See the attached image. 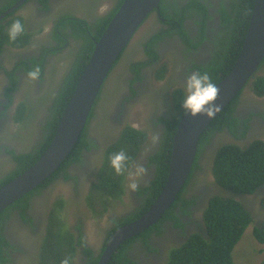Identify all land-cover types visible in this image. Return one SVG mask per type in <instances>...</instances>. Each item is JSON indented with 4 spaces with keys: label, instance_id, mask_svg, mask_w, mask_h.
<instances>
[{
    "label": "flooded vegetation",
    "instance_id": "1",
    "mask_svg": "<svg viewBox=\"0 0 264 264\" xmlns=\"http://www.w3.org/2000/svg\"><path fill=\"white\" fill-rule=\"evenodd\" d=\"M19 1L0 0V15ZM44 1L26 0L0 20V24L7 25L12 18L20 16L26 26L35 30L29 31L33 34V42L23 47L6 44L0 52V180L19 168L15 155L28 153L43 142L45 126L51 115L49 108L59 86L71 71L74 57L59 82L52 81L56 61L59 62L63 54L70 49L78 48L73 37L59 45V41L53 36L56 20L63 12L78 17L84 15L90 22L103 15L96 11L101 0ZM200 1L205 2L208 7L207 16L203 17L201 13L191 11L193 14L188 12L183 20L191 43L185 42L178 34L164 35L155 42L159 57L151 63L138 66L140 62L150 60L143 43L154 31L169 28L167 19L160 16L162 19L156 18L151 25L153 32L147 34L139 43H130L124 50L126 57L123 55L125 59L120 65L121 68L114 73L116 65L122 59L110 71L92 109L93 115L88 118L86 141L89 148L84 146L80 159L68 162L57 177L28 198L24 216L21 215V209L15 207L14 202L6 207L7 214L0 220L1 234L4 236V241L0 244V255L5 257L2 264H40V254L42 251L45 253L42 239L50 214L48 206L57 199L63 200L59 206L62 208L61 220L66 222L64 227L74 233L76 249L73 255L76 264H86L89 260L84 245L91 249L94 257L102 254L106 239L117 229L119 216H125L127 212L144 205L145 199L150 195V190L146 189L156 177L155 158L163 149V135L167 130L165 121L180 115L182 111L178 102L184 97L185 75L206 68L217 55L216 51L221 50L226 35L220 10L222 5L229 7L232 0ZM116 2L118 0H115L114 5ZM176 2L181 8L186 4V0ZM204 19L205 28L201 32ZM48 23L51 27L46 32ZM44 32L46 35H43ZM61 36L65 37L63 34ZM199 39L202 40L199 42ZM43 52L44 74L33 80L28 77L22 60L40 58ZM260 77L264 78V59L246 86L234 97L237 98L235 109L231 116L225 115L232 118L223 121V127L213 134L215 141L209 140L205 145L206 151L201 154L200 164L213 179L212 184L203 179L202 172H196L189 177L187 182L189 185L195 183V187L190 185V190L187 184V193L184 191L185 198L192 201L185 207L188 213L182 212L181 202H178L175 207V216L178 219H163L159 224L161 232L153 230L149 244L139 241L128 249L132 256L141 247L145 248L144 253L139 252L137 256L138 264H167L174 247L181 246L191 234L205 231V209L211 195L217 190H222L211 171L214 163L212 156L214 157L219 143H236L246 147L255 141L264 142V89L255 84V80ZM144 102L150 103L151 107L145 123L133 119L135 108H139ZM127 125L135 127L145 135L128 166V172L134 173L136 166L142 164L147 173L143 177L125 173L124 190L118 194L116 187L100 184L102 178L99 171L104 166L105 150L109 143L120 136ZM153 137H158L155 143ZM133 179L139 184L136 191H131L128 187ZM201 181L208 183L207 189L203 188ZM63 185H69L70 188L61 190ZM234 195L246 208L247 204L255 206L251 211L257 214L250 212L253 217L252 224L264 229V182L252 193ZM94 208L97 210L94 211ZM247 210L249 211L248 208ZM103 223H107L105 227Z\"/></svg>",
    "mask_w": 264,
    "mask_h": 264
},
{
    "label": "trees",
    "instance_id": "2",
    "mask_svg": "<svg viewBox=\"0 0 264 264\" xmlns=\"http://www.w3.org/2000/svg\"><path fill=\"white\" fill-rule=\"evenodd\" d=\"M123 1L124 0H118V2H116V4L108 12L103 15H99L94 22H90L84 15L82 17H78L69 13L63 14L65 12L61 13L59 19L56 20L53 36H55V38L59 41V45L67 42L69 37H73L77 41L76 46L78 45V48H72L63 54V56L66 55L71 56L72 59L73 57L75 58L71 71L65 76L62 84L59 86L57 95H55L52 101V106L49 108L51 115L45 126L46 132L43 136L45 137L43 142L28 153L15 155V158L19 161V168L1 179L0 187L33 165L46 150L59 125L64 109L67 106L80 76L89 61L95 47L96 40L101 37ZM44 2H46V0ZM177 4L178 2H176V0H161L160 7L155 10V14L158 20L162 19L160 17L161 15L166 18L169 23V28H162L156 32H153L152 28H150L147 34L151 32L153 33L151 34V37L143 43L150 60L140 62L138 66L151 63L153 62V59H157L159 57L158 51L155 48V42L158 38H163L164 35L171 36L173 34H178L185 42L191 43V38L186 28L183 26V20L188 15V12H190V14H193V12H197V14L201 13L203 14V17H206L208 7L205 2L200 0H186V4L182 8ZM253 6L254 0H232L229 7L222 5L220 12L222 22L226 30L225 38L222 41L223 45L221 50L216 51L217 55L214 57L213 61L206 68L201 70V72L207 71L215 84L230 72L237 59L249 29ZM14 19L21 20L25 31L15 41H10L8 39L7 29ZM40 25H42V23ZM204 25L205 19L202 22L201 32L205 28ZM29 31L35 30L30 26H26L24 19L20 16L12 18L7 22V25L0 24V52L6 44H10L12 47H23L24 45L33 42V34L29 33ZM61 34L65 35V37H62ZM146 35L144 37H146ZM202 37H204V34ZM201 40L202 39H199V42ZM123 55V53L120 55L115 65L120 59L126 57L125 55V57H123ZM41 57H32L30 60L23 59L22 63L25 65L24 69H26L27 72H30L38 66L40 68L39 77H42L44 74L42 61L45 58V53H43ZM255 84L259 88L264 89V78L260 77L256 79ZM258 92L263 93L260 91ZM181 100L183 101V98ZM181 100L178 102L179 106L182 105ZM236 101L237 98H233L232 101L203 131L199 140L197 155L190 175L191 177L201 166L200 157L201 154L206 151L205 145L207 142L209 140L214 142L215 140L213 139V134L215 131L220 130L223 127V121L232 118L225 115L227 114L231 116L233 109H235ZM184 113L185 112L182 108L180 115L165 121L167 130L163 135V149L157 153V158H155L157 162L156 177L152 185L146 189L150 190V195L145 199L144 205L140 208L138 207L135 210L127 212L125 216L123 215L119 216V218L117 217L118 221L116 228L140 217L147 209H149L159 193L162 191L170 169L172 144L176 134L177 124ZM92 115L93 114L91 112L90 116ZM86 136L87 133L85 126L77 143L70 151L68 157L64 160L60 168L49 176L45 182L26 193L22 199L14 202L15 207L21 209L22 216L26 213L28 198L33 193H37L42 187L46 186L50 181L57 177V174L60 173V170L65 169L68 162L81 158L82 148L84 146L89 148ZM144 137V133L140 130L131 125H127L123 129L121 135H118L116 137L117 139L115 138L109 143V146L105 150V159L103 160L104 166L99 171V176L102 178V182L100 183L102 186L105 184L108 187L114 186L118 189V194L123 193L126 180L125 175H117L114 172L109 163V156L110 154L123 149L127 152L129 157L131 156L128 161L129 166ZM212 158L214 159V163L211 171H213L218 185L222 188L221 191L223 194L216 193L211 195L212 197L203 215V222L206 227L205 231L191 234L188 240L181 246L174 247L170 252V259L167 264H235L232 255L233 249L240 241L247 227L251 224L252 216L234 194L252 193L260 184H262V182H264V142L255 141L246 147H242L240 144L236 143H219L216 148V153L214 157L212 156ZM202 183L203 188L207 189L208 183L205 181H202ZM187 184L188 189H192L190 185L193 186V183L189 185V182H187L181 192L177 195L175 202L165 211L161 220L159 219L158 223L156 222L154 225L122 243L113 253L109 264H138L137 256L132 255V257L128 253V249L135 246L136 242L139 241H142L144 244H149L148 240L151 232L155 229H157L158 233L161 232L162 229L159 224L163 219H178L175 216V207L178 202H181L180 205L182 212L188 213L185 207L189 206L192 201H188L184 196V191L187 193ZM62 201V199H57L48 206L50 214L48 216L46 232L44 233V237L42 239V244L45 246V253L42 251L40 254V264H61V261L64 258L69 259V264H76L74 260L75 256L73 255L76 249L74 247V233L66 230L64 227L66 222L62 221V216H60L62 214V208L59 205L63 203ZM127 209L129 208L127 207ZM96 210L97 209L94 208V211ZM6 214L7 209L5 208L0 212V220H2ZM112 233L113 232H111V234ZM254 234L261 243H264V229L255 226ZM108 239L109 237L106 239V242ZM136 239L138 240L135 241ZM3 241L4 236L1 234L0 229V244H2ZM59 241L67 242L66 249H63L61 252L57 246ZM133 241L135 242L133 243ZM80 243L83 244V241ZM84 247L86 254H88L89 257L86 264H97L101 254L98 257H94L91 249L86 245H84ZM65 254L67 256H65ZM4 259L5 257L2 255L0 264L3 263Z\"/></svg>",
    "mask_w": 264,
    "mask_h": 264
},
{
    "label": "water",
    "instance_id": "3",
    "mask_svg": "<svg viewBox=\"0 0 264 264\" xmlns=\"http://www.w3.org/2000/svg\"><path fill=\"white\" fill-rule=\"evenodd\" d=\"M26 0L0 15V20ZM161 0H124L95 47L64 109L59 125L39 159L0 187V212L45 182L68 157L95 105L110 71L145 21L159 9ZM264 59V0H254L249 29L228 74L216 85L219 110L210 118L182 116L173 140L167 181L152 205L140 217L118 227L106 243L97 264H109L117 248L162 218L188 181L196 158L199 139L211 121L246 86ZM1 256V255H0Z\"/></svg>",
    "mask_w": 264,
    "mask_h": 264
},
{
    "label": "clouds",
    "instance_id": "4",
    "mask_svg": "<svg viewBox=\"0 0 264 264\" xmlns=\"http://www.w3.org/2000/svg\"><path fill=\"white\" fill-rule=\"evenodd\" d=\"M24 31L25 28L21 20L14 19L7 29L8 39L10 41H15L24 33ZM27 75L33 80L38 79L40 76V68L37 66L33 71L28 72ZM183 85L184 97L181 106L184 112L190 117L202 116L204 118H210L214 116L220 108V105L216 103L220 96V88L213 82L209 73L207 71L201 72L199 70L186 73ZM157 140L158 137H153L154 143ZM129 160V155L123 149L118 152H114L109 156L110 166L117 175H125V173H128L129 176L134 175L136 177H143L146 175L147 169L142 164H138L136 166L134 173H129ZM128 187L131 191H136L139 184L137 180L133 179L129 183ZM61 264H69V259L64 258L61 261Z\"/></svg>",
    "mask_w": 264,
    "mask_h": 264
},
{
    "label": "rangeland",
    "instance_id": "5",
    "mask_svg": "<svg viewBox=\"0 0 264 264\" xmlns=\"http://www.w3.org/2000/svg\"><path fill=\"white\" fill-rule=\"evenodd\" d=\"M114 2H115V0H101L100 4H98L96 11L99 14H105L114 6ZM156 18H157V16L154 13L145 21V23L141 26V28L138 30V32L134 36V38L131 42L132 44L139 43L144 38V36L147 34V32L150 30V28H152L151 25H152L153 21L157 20ZM50 25H51L50 23L47 24L46 32L50 29V27H51ZM46 32H44L43 35H46ZM124 59L125 58H123L118 63L119 65L118 64L116 65V69L114 70L115 71L114 73H116L119 70V68H121L120 65ZM71 61H72L71 56H66V55H64L59 60V62L56 61V65L54 68V75H53L54 77L52 80L54 83L59 82V79L61 78L63 73L68 69ZM150 110H151L150 103L142 104L139 108H135L134 113H133V119L135 121H140V122H142L143 120L145 121L147 118V114L149 113ZM207 168L210 169L208 166H207ZM196 172L197 173H199V172L204 173L203 179L205 181H208L210 184H212L213 179L205 172L203 165H201ZM193 187H195V183L193 184ZM69 188H70L69 185H63L61 190L66 191ZM216 193L217 194H223V192L221 190H217L215 192V194ZM252 207H255V206L247 204V208L249 209V211L253 214H257V212L251 211ZM98 224H99V222H98ZM106 224L107 223H103V227H105ZM254 225L251 223L247 227V229L243 233L240 241L236 244V246L233 249L232 255H233V260H234L235 264H264V244H262L254 235V227H255ZM57 246L61 252L63 249L64 250L66 249L67 242L59 241ZM144 251H145V248L141 247V249L139 251L135 252V255L138 256L139 252L144 253Z\"/></svg>",
    "mask_w": 264,
    "mask_h": 264
},
{
    "label": "bare ground",
    "instance_id": "6",
    "mask_svg": "<svg viewBox=\"0 0 264 264\" xmlns=\"http://www.w3.org/2000/svg\"><path fill=\"white\" fill-rule=\"evenodd\" d=\"M186 8V7H185ZM97 10V9H96ZM160 14V13H159ZM175 15V14H174ZM162 16V15H161ZM183 18V17H182ZM173 19V18H172ZM166 22V21H165ZM178 22V21H177ZM158 23V22H157ZM175 27V26H174ZM141 39V38H140ZM134 48H135V46H134ZM44 53V52H43ZM41 57V56H40ZM42 58V57H41ZM136 59V58H135ZM119 65V64H118ZM160 77V76H159ZM112 81V80H111ZM109 83H111L110 81H109ZM109 85V84H108ZM111 91H112V89H111ZM149 100V99H148ZM145 103V102H144ZM171 107V106H170ZM148 109V108H147ZM153 110V109H152ZM142 116V115H141ZM214 120V119H213ZM144 121V120H143ZM142 121V122H143ZM145 123V122H144ZM27 131V130H26ZM29 132V131H28ZM137 133V132H136ZM149 133V132H148ZM138 134V133H137ZM140 137V136H139ZM131 138H133V137H131ZM143 138V137H142ZM141 138V139H142ZM26 139V138H25ZM140 140V139H139ZM126 141V140H125ZM127 142V141H126ZM130 144V143H129ZM136 146V145H135ZM48 147V146H47ZM131 157V156H130Z\"/></svg>",
    "mask_w": 264,
    "mask_h": 264
}]
</instances>
